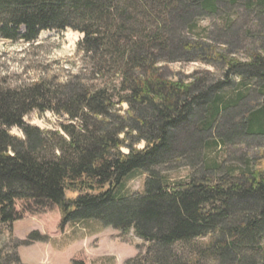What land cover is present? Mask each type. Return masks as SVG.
Here are the masks:
<instances>
[{
  "label": "trees",
  "instance_id": "1",
  "mask_svg": "<svg viewBox=\"0 0 264 264\" xmlns=\"http://www.w3.org/2000/svg\"><path fill=\"white\" fill-rule=\"evenodd\" d=\"M240 9L263 39L264 0H0V39L83 35L77 73L14 87L0 79V233L24 201L55 206L59 231L96 222L148 242L124 264H264V48L239 61L236 47L188 38L200 20L226 16L235 40ZM181 62L219 77L173 80L159 66ZM234 85L248 89L235 110L225 101ZM45 113L58 117L52 130L29 125ZM236 141L261 150L238 172L208 162ZM182 169L184 180H169ZM137 172L147 175L142 194L122 196Z\"/></svg>",
  "mask_w": 264,
  "mask_h": 264
},
{
  "label": "rangeland",
  "instance_id": "2",
  "mask_svg": "<svg viewBox=\"0 0 264 264\" xmlns=\"http://www.w3.org/2000/svg\"><path fill=\"white\" fill-rule=\"evenodd\" d=\"M235 14L234 11L230 12L231 21L238 17L235 22L238 31L235 40L225 36L223 31L226 16L200 20L188 38L202 39L218 48L231 45L238 49L234 54L237 60H247L249 51L264 48V36L263 39L253 40L252 34L259 31L256 21L245 17L242 9L238 16L235 17ZM82 39V34L70 29L41 32L29 43L0 39V79L4 84L14 87L42 77L60 79L68 72L77 73L79 61L83 57L78 46ZM159 66L164 75L173 80L189 82L190 78H206V72L214 73L213 77L207 76L209 80L219 77L218 71L199 63L181 62ZM94 84L99 87L103 83L98 81ZM247 90L234 85L225 92V101L235 110L237 100L247 96ZM254 92L259 93L253 91L251 97L255 96ZM122 109L125 110L126 105ZM57 120L58 117L52 113H45L43 116H31L29 125L41 130H52ZM10 134L22 138L17 128L11 129ZM260 150L252 143L231 142L215 152H209L208 162L222 165V171L238 172L249 159L256 158ZM189 173V170L182 169L168 174V177L170 181L184 180ZM146 178L147 175L140 172L130 175L121 188L122 196L142 194ZM15 210L21 219L13 224L11 230L3 228L0 233V264H70L72 260L85 264H124L144 254L149 245L133 232L123 235L113 229L103 228L96 222L69 224L59 231L60 215L55 206L36 209L29 202L18 201Z\"/></svg>",
  "mask_w": 264,
  "mask_h": 264
}]
</instances>
